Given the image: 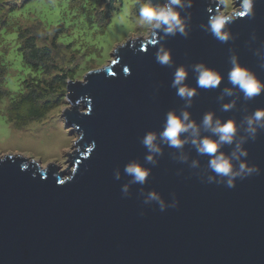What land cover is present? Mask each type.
I'll use <instances>...</instances> for the list:
<instances>
[{"label":"water","instance_id":"95a60500","mask_svg":"<svg viewBox=\"0 0 264 264\" xmlns=\"http://www.w3.org/2000/svg\"><path fill=\"white\" fill-rule=\"evenodd\" d=\"M209 9L217 10L210 0H194L187 39H128L112 49L107 65L66 82L69 108L61 119L76 135L68 170L55 163L40 167L19 154L0 156V264H264V131L244 145L258 174L238 179L234 188L202 182L173 161L167 147L157 166L146 164L140 142L146 132L161 130L168 111L184 105L171 87L175 68L156 62L161 43L175 66L202 63L220 73V88L231 67L230 48L264 81L254 55L264 43V0L254 5V19L229 26L235 39L226 44L200 28ZM186 83L198 93L189 109L197 122L206 112L239 121L264 109L262 94L247 103L241 96L236 109L221 112L219 89L196 88L191 70ZM186 151L206 165V157H196L190 146ZM132 160L152 172L147 184H133L124 197L122 185L131 179L124 166ZM141 187L168 203L175 195L178 207L162 212L155 203L144 204Z\"/></svg>","mask_w":264,"mask_h":264},{"label":"clouds","instance_id":"9594fccd","mask_svg":"<svg viewBox=\"0 0 264 264\" xmlns=\"http://www.w3.org/2000/svg\"><path fill=\"white\" fill-rule=\"evenodd\" d=\"M194 0H161L153 3V0H144L138 10V22L146 27L147 32L142 33L146 38L183 36L187 39L191 32V13L188 11L193 7ZM217 10H208L206 24L200 28L211 35L220 43H228L234 40L229 26L242 17L249 20L255 18L254 5L257 0H235V7H230L226 0H210ZM228 9L220 11L218 9ZM257 40L253 33L251 41ZM155 43V40H152ZM171 50L166 49L163 44L156 51V62L162 67L175 68L171 87L176 90V95L184 101L183 108L179 111L170 110L165 114L160 131H148L141 138V144L145 147L147 154L145 163L153 167L159 164V159L164 156L165 147L173 149L170 153L171 159L185 164L202 182L217 185H225L234 188L236 181L243 180L253 174H258L256 166L247 162L248 151L244 145L249 141H255L258 134L264 131V109H256L243 116L239 121L232 119L222 120L214 112H206L199 122L192 118L189 109L192 108L197 96L196 89L189 86L188 80L190 70L194 74L196 88L219 89L216 97L220 104L221 112H230L237 107V101L243 98L245 103L253 101L256 97L264 94V81L258 79L257 75L249 68L242 66L239 57L229 49L228 62L231 65L226 74V86L220 88L221 74L211 70L204 64L188 66H175V61L170 55ZM254 55L258 57L259 68L264 69V43L256 48ZM227 85H230L227 86ZM231 98L229 102H225ZM195 150L196 157H206L205 166L197 158H192L186 147ZM225 147L230 149L225 152ZM152 169L145 167L139 161L132 160L124 166V174L131 179L122 185L124 197L131 195L130 188L133 184L141 186L148 183ZM180 174V173H178ZM116 180L121 179V171H114ZM140 195L144 197V204L155 203L160 211L168 208H177L179 205L175 195L171 203L165 201L162 196L155 192H144L141 187ZM143 215V213H141Z\"/></svg>","mask_w":264,"mask_h":264},{"label":"rangeland","instance_id":"374dc122","mask_svg":"<svg viewBox=\"0 0 264 264\" xmlns=\"http://www.w3.org/2000/svg\"><path fill=\"white\" fill-rule=\"evenodd\" d=\"M143 2L0 0V65L6 68L2 83L0 77V89L13 98L27 89L37 93L36 86L29 83L45 80L53 94L50 109L40 120L30 121L23 128L7 122L4 108L9 101L7 97L0 99V156L19 154L41 167L55 163L59 170H68L66 155L74 149L76 135L71 128H64L61 112L69 108L66 89L61 84L54 88L52 75L60 71L65 74V85L68 81H82L86 72L108 64L114 47L128 39L146 38L142 33L147 29L138 22ZM226 3L236 6L235 0ZM29 39L36 48L48 50L24 64L21 56L29 51ZM23 81L27 84L22 86Z\"/></svg>","mask_w":264,"mask_h":264},{"label":"trees","instance_id":"16d2710c","mask_svg":"<svg viewBox=\"0 0 264 264\" xmlns=\"http://www.w3.org/2000/svg\"><path fill=\"white\" fill-rule=\"evenodd\" d=\"M20 40V38H19ZM27 39L23 40L26 42ZM30 47L28 53L22 54V62L26 64V61H32L31 57H40L43 56L45 50H48L46 47H41L40 49L34 46V41L29 39ZM39 50V51H38ZM30 66V65H29ZM32 67V66H31ZM29 69V67L26 66ZM34 69V67H32ZM30 70V69H29ZM6 73V68L3 65H0V77L2 83V77ZM53 80L55 87L61 84L65 86V74L60 72L53 73ZM23 81L22 86L26 85ZM29 85L36 86L37 93L31 89H27L24 92H20L18 95L13 98L8 97V93L0 89V99L7 97L6 101L9 103L4 108L5 118L9 124H12L14 127L23 128V126L35 120H40L43 114L50 109L52 103L49 101V98L53 95L50 90V83L45 80L34 81V83H29Z\"/></svg>","mask_w":264,"mask_h":264},{"label":"bare ground","instance_id":"6f19581e","mask_svg":"<svg viewBox=\"0 0 264 264\" xmlns=\"http://www.w3.org/2000/svg\"><path fill=\"white\" fill-rule=\"evenodd\" d=\"M41 167V166H40Z\"/></svg>","mask_w":264,"mask_h":264}]
</instances>
